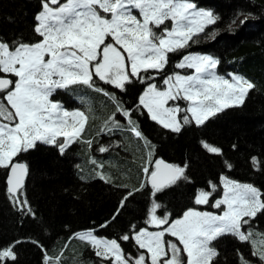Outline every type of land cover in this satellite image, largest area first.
Wrapping results in <instances>:
<instances>
[{"label":"snow or ice","instance_id":"snow-or-ice-1","mask_svg":"<svg viewBox=\"0 0 264 264\" xmlns=\"http://www.w3.org/2000/svg\"><path fill=\"white\" fill-rule=\"evenodd\" d=\"M249 16L253 14L249 12L240 20L241 26ZM221 19L213 10L198 8L192 0H40L33 40H0V169L4 170L6 193L17 213L36 219L25 190L28 168L16 159L19 154L35 149L38 143L55 146L61 155L76 143H84L89 149L95 143L84 139L91 109L66 110L50 99L57 90L83 87L108 98L115 111L104 121L100 133L125 132L142 142L146 154L141 167L145 179L139 188L123 196L112 217L115 221L136 193L150 190L143 210L145 226L132 224L116 238L98 236L95 228L74 232L58 255H45L44 264H63L64 250L73 240L90 249L98 264H219L221 253L214 242L225 236L249 243L251 256L264 264V232L251 227L259 215H264V191L229 179L222 172L219 184L209 179L207 188L196 189L192 195L194 205H209L219 214L189 207L176 219L167 211L159 215L163 206L157 194L181 181L190 183L189 163L172 164L155 158V145L133 119L134 110L100 86L102 83L124 92L133 78L141 83L154 80L166 70L170 53L198 42L200 34ZM235 23L236 18L231 19L229 28ZM211 35L214 39L217 31ZM219 63L208 54H183L175 67L194 73L170 74L163 78L164 88L147 83L136 111H146L156 124L178 134L186 125L202 127L223 110L243 105L256 85L241 75H218ZM150 70L153 75H144ZM180 100L186 101L187 107L181 108ZM200 144L209 154L224 155L220 147L205 140ZM236 147L234 144L233 149ZM98 151L105 153L109 147L101 145ZM89 162L97 178L110 182L102 162L94 158ZM250 164L260 171L264 162L253 155ZM223 166L229 171L233 168L227 159ZM218 189L222 195L213 203L210 198ZM110 224L108 221L99 227ZM23 242L0 244V264H16L15 249ZM31 242L47 251L38 241ZM122 242L132 243L135 252L126 250ZM236 255L238 264H252L239 249Z\"/></svg>","mask_w":264,"mask_h":264},{"label":"trees","instance_id":"trees-1","mask_svg":"<svg viewBox=\"0 0 264 264\" xmlns=\"http://www.w3.org/2000/svg\"><path fill=\"white\" fill-rule=\"evenodd\" d=\"M192 2L197 7L213 10L222 18L221 21L208 26L205 33L198 37V42H190V46L181 52L170 53L166 70L154 80L141 83L133 78V83L127 85L124 92L110 85H100L115 93L125 107L134 110L133 119L155 145V158L172 164L189 163L187 174L191 178L190 183L181 181L157 194V200L163 206L158 214L163 215L167 211L172 219L180 217L189 207L219 211L209 205H194L192 195L196 189L207 188L209 179L219 184L222 172L229 179L251 183L264 191V165L260 171H256L250 164L253 155L264 162V0ZM39 11L40 0H0V40L11 42L22 37L25 42L32 41L34 16ZM249 12L253 16H249L241 26L240 20ZM233 18H236V23L229 28ZM213 31H217L214 39L211 35ZM187 53L211 55L220 61L216 68L219 74L241 75L256 87L247 95L243 105L223 110L202 127L194 123L186 125L177 134L156 124L146 111H136V106L147 83L164 88V77L177 72L190 73L191 70L175 67L182 55ZM153 74L150 70L144 75ZM63 95L73 101L71 104L63 103L64 107L85 111L91 109L84 139L94 140L95 143L92 149L84 143H76L64 155L55 146L38 143L35 149L19 154L16 159L28 168L25 190L36 212V219L24 217L15 211L6 193L4 170L0 169V244L24 241L15 249L18 256L16 264H44L45 255H58L74 232L95 228L98 236L116 238L127 232L132 224L145 226L143 210L150 199V190L138 192L129 198L127 206L112 221L123 196L133 188H139L145 179L141 171L146 155L142 142L125 132L100 133L104 121L115 111V105L103 95L80 87L57 90L52 99L63 98ZM178 103L181 108L186 107L183 100ZM117 119L121 117L117 116ZM201 140L220 147L224 155L207 153L201 147ZM234 144L237 146L235 150ZM101 145L109 147V151L100 153L98 148ZM93 158L104 164L103 172L110 182L106 183L95 176L94 166L89 162ZM224 159L232 163L230 171L224 168ZM221 195L222 189H218L210 199L213 202ZM108 221H111L108 228L99 227ZM251 227L264 232V215H259ZM31 241H38L47 251ZM122 244L126 250L135 252L132 243ZM214 244L221 253L219 264H238L237 249L252 264H260L257 257L251 256L249 243L225 236ZM77 262L98 264L90 249H86L82 242L73 240L64 250L63 264Z\"/></svg>","mask_w":264,"mask_h":264},{"label":"rangeland","instance_id":"rangeland-1","mask_svg":"<svg viewBox=\"0 0 264 264\" xmlns=\"http://www.w3.org/2000/svg\"><path fill=\"white\" fill-rule=\"evenodd\" d=\"M198 8H201V7H198ZM134 14H136V15H138V12H136V11H134ZM168 23V26L169 27H171V22L169 21V22H167ZM194 54H202V53H194ZM180 61V60H179ZM178 61V62H179ZM182 70V69H181ZM188 70H191V69H188ZM216 72H217V74L218 75H221V76H224L225 78H230L229 77V74L228 75H224V74H219L218 73V71H217V69H216ZM194 73V70H191L190 71V73H188V74H181V75H189V74H193ZM145 91V90H144ZM143 91V92H144ZM143 94V93H142ZM141 94V95H142ZM50 99H51V97H50ZM52 100V99H51ZM58 101V102H57ZM57 101H54V102H57V103H60L63 107H64V105L65 104H63V103H68V104H71L73 101H72V99L71 98H69V97H65L64 95H63V98H62V96H60V97H58V99H57ZM60 101V102H59ZM185 102V104H186V107H187V102L186 101H184ZM65 108V107H64ZM66 110H68V111H73L72 109H67V108H65ZM77 110H81V109H77ZM239 183H243V182H239ZM215 202V200L213 201V203ZM213 209H215V208H213ZM201 211V210H200ZM208 212H212V213H216V214H219V211H208Z\"/></svg>","mask_w":264,"mask_h":264}]
</instances>
